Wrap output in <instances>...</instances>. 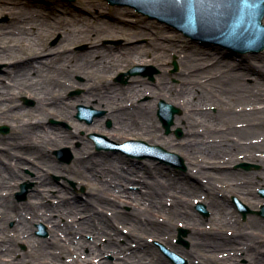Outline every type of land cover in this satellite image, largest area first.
I'll list each match as a JSON object with an SVG mask.
<instances>
[{"label":"rangeland","instance_id":"374dc122","mask_svg":"<svg viewBox=\"0 0 264 264\" xmlns=\"http://www.w3.org/2000/svg\"><path fill=\"white\" fill-rule=\"evenodd\" d=\"M4 4L13 7L12 13L16 15V18L20 17L21 19L17 21L10 12L0 11V53L3 52V47L9 45L5 51L11 55V58L7 60L0 58V114H14L16 119L19 120V126L22 127L20 129L14 128L12 121L0 118V152L11 150L12 153L31 156L30 154L32 153L44 150L47 161L59 164L65 168H76L79 165L76 158V150L81 148L87 158L85 159L86 161L91 156L95 157L96 160L102 159V154L106 152L109 153V157L115 162L118 161L125 167L135 165L152 166L154 170L164 173L163 181L172 188L187 186L185 179L183 180L181 177L185 173L194 174L191 176V180L198 179L196 177L199 176L198 172L190 170V165L185 156L176 148L160 143V140L150 139L141 134L132 136L129 139L117 140L112 139L108 135V131L93 128L97 121L102 120L104 128L112 130L113 121L111 118H105L106 109L88 104V106L93 107L101 114L94 116L91 122L85 119L81 120L77 116V106L85 103L80 100L75 101V99L86 91L81 85L86 82V74L92 77H104L109 80L111 90H118L126 94L131 91L130 85L138 83L150 87H158V84H167L175 90H181L189 84H199L197 86L198 90H193L197 96H192L193 106L190 110V116L195 125L199 126L200 130H204V133L199 136L200 139H203L208 144L233 140L234 144L242 138V129L248 126L256 129L254 132L256 134L250 136L256 137L253 138L254 140L258 136H263L261 132L264 130V123L262 122L264 108H254L252 101L255 98L254 95L264 96V78L258 77L255 75L256 73H251L250 76L246 77L242 82L249 87H253L254 93L246 95L247 98H241L231 87L232 83L228 79V82L219 81V76L221 75L220 69H228L230 64L234 65L230 69L235 73L244 70L243 65L250 60L257 65L264 64V49L258 52H242L216 41L194 38L180 31L176 26L157 17H151L131 5L111 4L108 0H1L0 8L4 7ZM16 25H19V27H16ZM59 25L68 27L72 35L67 39H62V32L58 29ZM140 25H146L152 30H159L163 35L171 37L175 42L187 45L188 54L196 57L198 61L211 59V62L206 64V67H212L213 61L216 62V60H218L219 66L213 67V73L197 72L195 74L196 82H191L194 81L193 79L188 82L187 75L181 73L184 68L179 61V54L176 52L168 54L166 51L163 52L164 48H159L164 59L160 64L151 61L149 56L147 61L131 63L127 66H121L119 69H90L89 72L77 69V67L84 65L87 60L93 58L96 54L115 56L122 54L130 46L146 45L149 40L147 37L136 39H129L128 37V33ZM109 29L115 30L111 33H104V30ZM156 41L164 42V44L168 43V40L164 39H157ZM36 44L46 47L45 54L38 58L45 60L41 64L42 69H44L42 72L44 76L40 80L42 84L44 82L51 83L55 79L65 76H70L80 83L79 85L66 88L64 93L65 100L72 103L73 116L70 119L45 113L44 110L37 107L36 100L28 93L16 94L12 99L5 98L6 93H2L4 84L12 82L10 80L16 74L23 81L26 82L27 80L28 84L37 79L36 73L30 72L31 66L28 63L17 62V58L21 55L26 57L30 48ZM38 59L31 58L29 60L39 65ZM132 70H139L142 73L130 74ZM200 84L204 85V87L208 85L210 86L209 88L215 90L216 95H219V100L217 98H207L203 103L200 101L201 105L197 104L198 99H203L199 98L202 91ZM135 89L138 88L135 87ZM161 100L172 104L178 110L169 129L164 126L157 113ZM147 103L152 108L150 113L147 114L146 124L148 126L156 129L161 135L174 139L176 142L185 144L190 142L193 135L186 134L185 120H180L185 114L182 107L167 97H153L149 94V91L135 100V104ZM259 106L261 105H257V107ZM78 125H83L84 128L80 129ZM5 126L8 127V130L3 132L1 128ZM93 133L106 136L107 139L104 144L108 148L105 146L102 149H97L95 142L90 137ZM71 134L74 135L73 142H64L46 147V141L49 136L57 135L61 137ZM131 139L144 140L149 144L162 146L169 152L176 154L177 157H175L173 162H166L150 156L128 153L120 148L121 144L123 145L127 140L130 141ZM61 149L65 150L62 153V158L55 153ZM242 152H244L242 148L234 150L233 159L230 155H223V152L220 154L212 151L197 153L196 162L202 165L204 171L207 172L203 177H200L201 182L208 184L209 179H211L210 184L218 192L222 206L232 216L229 222L224 220L223 222L221 219V221L219 219L213 220L210 217V211L204 199L200 197L191 199L192 204L188 209L200 218L202 227L207 229L209 234L220 232V236L231 237L235 228L251 231L256 230V227H260L263 231H261V234L264 235V216L258 213L264 205V185H254V182L264 172V164L246 157ZM70 156L72 157L70 162H66L65 160ZM3 158L1 164H6L7 159L5 156ZM242 164H247L248 166L245 167ZM23 166L26 173L33 177L35 176V173L30 168V163L24 162ZM51 179L53 189L50 190L51 195L47 200L48 202L54 203L55 200H58L57 195L61 190L66 191L70 197H78L83 200L89 196V187L86 183L56 172L51 173ZM250 181L253 185L255 197L245 199L227 190L229 185H245ZM12 183H14L13 185L11 184L12 186L3 191V196L0 199V220H3L8 212L13 214L17 206L22 208L24 204L34 199L30 194L35 189L36 180L27 178L20 182ZM23 186L26 187L25 193H23ZM19 194H24L23 196L25 197H19ZM168 198L172 202L174 197ZM234 198L241 201L252 212L244 216L237 208ZM200 204L204 206V209L199 207ZM121 209L130 211L132 206L126 204ZM164 215L166 216L165 213ZM164 215L160 219H164ZM15 223L16 221L11 219L7 223L8 226L6 225V228H0V243L3 241L5 243H14L15 239L19 240L14 243L17 253H10L5 249L0 250V264H21L23 260L31 262L41 256L47 247L46 239L51 236L48 224L38 222L33 225L32 235L35 240L33 246L29 247L28 243L24 241L25 239L18 236L19 232L15 230ZM124 228L125 230L121 232L120 242L126 244L124 235L129 229ZM190 235L191 229L184 222L174 221L173 246L156 238L152 239L150 243L165 264H189V259L182 250L191 248ZM86 238L92 239V236L89 234ZM253 245L255 249H259L261 253H264V236L257 237ZM163 247L173 254L175 260L163 251ZM242 254L244 255V253ZM87 257L88 250H85L82 258L85 259ZM102 259L116 260L111 252L104 254ZM63 260L71 263L72 257L65 255ZM242 261L246 263L248 258L243 257ZM200 264L229 263H219V261L210 260L207 257L200 259Z\"/></svg>","mask_w":264,"mask_h":264},{"label":"bare ground","instance_id":"6f19581e","mask_svg":"<svg viewBox=\"0 0 264 264\" xmlns=\"http://www.w3.org/2000/svg\"><path fill=\"white\" fill-rule=\"evenodd\" d=\"M0 11H8L14 15L12 13L13 7H9L7 4H4ZM13 18H16V15ZM20 19V17L16 18L17 21ZM16 27H19V25H16ZM147 27L146 25H140L128 33L129 39L149 38L146 45L130 46L122 54L115 56L96 54L93 58L87 60L84 65L77 67V69L84 72H89L90 69H119L121 66H127L131 63L147 61L149 56L151 61L160 64L164 59L159 48H164L163 52L166 51L168 54L171 52L179 54V61L184 68L181 73L187 75L188 82L192 79L194 81L191 82H196L195 74L197 72L213 73V67L219 66L218 60H216V62L213 61L212 67H206V64L211 62V59L198 61L196 57L188 54L187 45L179 44L171 37L163 35L159 30H152ZM58 29L62 32V39H67L72 35L70 29L66 26L59 25ZM114 30H104V33H111ZM157 39L168 40V43L157 42ZM7 47L9 45L3 47V52L0 53V58L3 60L11 58V55L5 51ZM45 49V46L36 44L30 48L26 57L21 55L17 58V62L23 61L31 66L30 72L36 73L37 79L28 84L27 80L26 82L23 81L16 74L10 80L12 82L4 84L2 93H6L5 98L8 99L14 98L16 94L28 93L36 100L37 107L44 110L45 113L70 119L73 116L72 103L65 100L64 93L66 88L79 85L80 83L70 76H65L55 79L51 83L44 82L42 84L40 80L44 76L42 73L44 69H42L41 64L45 60L38 58L45 54ZM31 58H37L39 65L29 60ZM233 66L230 64L229 67L233 68ZM243 67L245 69L237 73L230 68H221L219 81L228 82L229 80L232 83L231 87L237 92L239 97L247 98L246 95H252L254 89L242 81L250 76L251 73H256L255 75L258 77L264 78V64L257 65L250 60ZM86 77V82L81 84L86 91L77 97L75 101H84L86 106L92 104L106 109L105 118H111L113 121L112 130L105 129L102 120L97 121L93 128L108 131V135L112 139L117 140L129 139L138 134L145 135L150 139L160 140V143L176 148L185 156L190 165V170L198 172L199 176H196L198 179L191 180V176L194 174L185 173L181 177L183 180L185 179L187 186L172 188L163 181L164 173L154 170L152 166L134 164L135 166L125 167L118 161L115 162L109 157V153L106 152L102 154V159L96 160L95 157L91 156L86 161L85 159L87 158L81 148L76 150V158L79 163L76 168H65L59 164L47 161L44 150L32 153L30 154L31 156L12 153L11 150L0 152V199L3 196V191L14 184L12 182L17 183L27 178L37 181L35 189L30 194L34 199L24 204L22 208L17 206L13 214L10 212L6 213L4 219L0 220V228H6L8 226L7 223L14 219L16 221L15 230L19 232L18 236L23 237L22 239H25L24 241L28 243L29 247H32L35 240L32 235L33 225L38 222H44L50 226L51 236L46 239L47 247L43 254L31 262L23 260L20 263L165 264L164 260L151 246L150 241L156 238L173 246L174 221H177L184 222L191 229L189 239L192 246L189 249L182 250L189 259V264H200V259L207 257L210 260L219 261V263L264 264V253H261L259 249H255L253 245L257 237L264 236L261 234L262 230L260 227H256V230L251 231L235 228L231 237L220 236V232L209 234L208 230L202 227L200 218L188 209L192 204L191 199L200 197L206 201L210 217L213 220L221 219L229 222L232 219V216L222 206L218 192L210 184L211 179H209L208 184L201 182L200 177H203L207 172L204 171L202 165L196 162L197 153L212 151L220 154L223 152V155H230L233 159V151H236L237 148H242L244 151L242 153L246 157L264 164V130L261 132L263 138L258 136L256 140L253 139L256 137H250L256 134L254 133L256 129L248 126L242 129V138L234 144L233 140L208 144L199 138L200 134L204 133V130H200L190 116V110L193 106L192 96H197L193 90L197 91L199 84H189L181 90H175L167 84H158V87H150L138 83L130 85L131 91L126 94L118 90H111L109 80L104 77H92L88 74H86ZM135 87L138 89H135ZM209 87L208 85L202 86L201 97L199 98L204 100L198 99L197 104L201 105V102L203 103L207 98H217L219 100V95H216L215 90ZM148 91L153 97H167L184 109L185 114L180 120H185L186 134L193 135L189 143L176 142L170 137L161 135L156 129L146 124L147 114L150 113L152 108L149 103L135 104V100ZM254 97L252 101L254 108H264V96L254 95ZM258 103L261 106L257 107ZM0 118L12 121L14 128L20 129L22 127L19 126V120L16 119L14 114L1 113ZM262 122L264 123V118ZM78 127L80 129L84 128L83 125H78ZM73 139V134L61 137L57 135L49 136L46 141V147L64 142H73ZM28 145L30 144L28 143ZM120 148H123L122 144ZM3 155L7 159L6 164H1L4 159ZM24 162L30 163V168L35 173L34 177L24 171ZM55 172L86 183L89 187L88 198L83 200L78 197H70L66 191L61 190L57 195L58 200H55L54 203L48 202L47 200L51 195L50 190L53 189L51 173ZM254 185H264V172L254 182ZM227 190L245 199L255 197L251 181L245 185H229ZM168 197H174L172 202ZM126 204L132 206L130 211L121 209ZM162 215L165 216L164 219H160ZM122 226L129 229L124 235L126 244L120 242L121 232L125 230ZM89 234L92 239L86 238ZM16 241L19 240L15 239L14 243ZM14 243H5L3 241L0 243V250L5 249L10 253H17ZM85 250H88V257L83 259L82 255ZM109 252L114 255L116 260L102 259L104 254ZM65 255L72 257L71 263L63 260ZM243 257L248 258V262L244 263L242 261Z\"/></svg>","mask_w":264,"mask_h":264},{"label":"water","instance_id":"95a60500","mask_svg":"<svg viewBox=\"0 0 264 264\" xmlns=\"http://www.w3.org/2000/svg\"><path fill=\"white\" fill-rule=\"evenodd\" d=\"M111 4L131 5L137 10L157 17L172 25L180 31L194 38H202L216 41L229 48L238 49L242 52L262 51L264 49V0H108ZM142 73L132 70L130 74ZM123 76V74H122ZM178 112L172 104L161 100L159 103L158 116L164 126L169 129L173 123L175 114ZM101 113L93 107L86 105L78 106L77 116L91 122L94 116ZM6 132L8 127H2ZM90 137L94 140L97 149L107 145L104 141L106 136L93 133ZM123 149L128 153L150 156L166 162H173L176 154L169 152L159 145H152L144 140H130L123 144ZM64 149L55 153L62 158ZM71 156L65 161L70 162ZM247 167V164H242ZM26 187H23L25 193ZM19 194V197H25ZM237 208L246 216L252 212L237 198H234ZM201 209L204 206L200 204ZM264 216V205L258 212ZM163 251L175 260L173 254L166 248Z\"/></svg>","mask_w":264,"mask_h":264}]
</instances>
